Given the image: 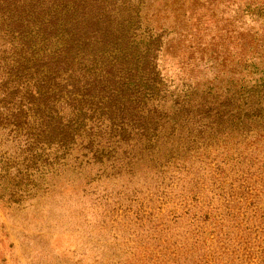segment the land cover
Listing matches in <instances>:
<instances>
[{"label": "rangeland", "instance_id": "obj_1", "mask_svg": "<svg viewBox=\"0 0 264 264\" xmlns=\"http://www.w3.org/2000/svg\"><path fill=\"white\" fill-rule=\"evenodd\" d=\"M147 12L152 101L205 104L155 160L92 122L64 145L44 68L12 70L0 34V264H264V0Z\"/></svg>", "mask_w": 264, "mask_h": 264}, {"label": "trees", "instance_id": "obj_2", "mask_svg": "<svg viewBox=\"0 0 264 264\" xmlns=\"http://www.w3.org/2000/svg\"><path fill=\"white\" fill-rule=\"evenodd\" d=\"M147 13V0H0L9 66L44 68L45 86L35 93L47 96L64 145L92 122L111 138L134 132L143 150L160 159L180 145L192 114H200L203 102L152 101L162 83L160 35Z\"/></svg>", "mask_w": 264, "mask_h": 264}]
</instances>
